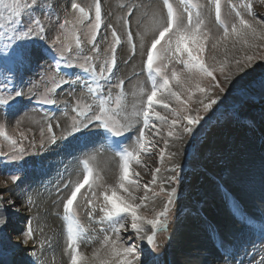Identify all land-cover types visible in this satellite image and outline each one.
Instances as JSON below:
<instances>
[{"label": "snow or ice", "instance_id": "obj_1", "mask_svg": "<svg viewBox=\"0 0 264 264\" xmlns=\"http://www.w3.org/2000/svg\"><path fill=\"white\" fill-rule=\"evenodd\" d=\"M208 2L220 29L215 36L206 27V20L201 13L202 5L198 0H181L184 5L183 14L177 12L171 0H162L163 14L153 13L144 33L137 31L135 37L131 31V16L135 8L129 7L122 18L127 40L133 56L136 54L135 41L137 38L140 40L142 55L146 57L143 62L144 69L150 84V87L143 83L134 86L131 95L138 99L129 106L128 93L124 90L125 81L112 83L117 67V51L122 44L119 33L112 25H108L112 43L105 49L103 57L97 43L99 31L103 26L102 0H92L87 6L72 0L71 18L67 15V10L63 20L57 16L59 32L50 41L44 21L51 22L54 8L52 3L48 0H0V66H3L5 73H10L16 65L23 67L30 63L35 42L47 41L55 53L52 57L54 66L49 74L42 77L45 84L43 92L39 95L32 93V96L36 97L38 104L55 105L57 101L53 96L57 90L64 85L76 84L83 80L80 85L81 96L76 98L71 108L74 113L70 118L71 124L62 138L75 139L76 134H82L94 127L102 130V138L108 140L120 158L115 185L105 186L103 191L96 190L102 178L94 168L95 155H89L80 162L82 178L69 181L63 185V189L57 190L66 192L65 196L60 197L63 207L60 218L64 225V253L68 256V264H160L159 257L152 256L151 252H145L136 244L121 242V230L127 231L129 228V225L122 221L130 219V229L135 238L141 244L146 242L151 250L155 251L158 248L157 234L167 231L166 217L176 189L172 188L167 192V202L161 210L154 211L152 217L141 214L140 210L146 206L147 193L152 191L150 184L156 182L160 168L152 170V180L143 185L145 195L137 202L138 198L134 193L141 185L135 178L139 173L134 172L132 165H142V157L147 155L151 148L156 147L155 138L158 135L164 145L159 152L162 162L170 144L169 138L182 140L185 135L191 136L197 125L205 119L201 113H208L213 105L220 101L228 86L233 84L234 78L240 73H245L257 61H264V15H258L253 10L252 0H242L240 4L228 0L235 16L231 23L222 17V0ZM259 2L264 4V0ZM241 8L245 9L246 15L241 12ZM82 26L88 30L90 54H85L79 35ZM148 31H151L152 38L146 46L144 35ZM209 46L213 50L212 55L207 54ZM217 53H221L222 58H218ZM61 62L65 67H78L90 79L79 75L74 80L65 79L59 74ZM172 63L181 67H172L169 70V64ZM101 81L107 82V92ZM9 82L10 77L6 75L0 85V106L15 109L16 99L25 94L15 88L9 91ZM113 88L117 89L115 95ZM158 108L167 114L157 110ZM43 119L49 120L47 116ZM23 120L22 117L16 121L14 135L9 133L5 124L0 123V140L7 142L11 149L10 152H0V156L15 161L25 153V141L34 146V140L27 134L30 129L20 128ZM141 122L142 127L139 128L134 149L120 147V141L113 140L124 137ZM162 129H167L163 135ZM46 131L50 134L48 141L54 144L57 138L50 122L46 123ZM40 135V146L43 147L45 127L40 128ZM175 155V152H169L168 158L171 159ZM178 167V164H172L166 170L175 173ZM168 179L175 181L176 177L173 175ZM11 181L16 183L18 177L11 176ZM82 189L85 191L82 192ZM160 191H164L162 186ZM158 194L152 192L153 196ZM78 195L84 196L91 209L87 213L90 221H96V201L102 198L99 207L102 216L99 222H107L108 228L115 235V239L105 235L100 247L94 249L91 256L79 250L81 241L87 238L88 229L78 216ZM14 203L12 199L7 200L9 206ZM28 203H32L31 198ZM3 207L4 196L0 192V208ZM6 224L7 219L0 215V230ZM146 226H150V229ZM33 239L34 233L29 220L23 243L27 244Z\"/></svg>", "mask_w": 264, "mask_h": 264}, {"label": "rangeland", "instance_id": "obj_2", "mask_svg": "<svg viewBox=\"0 0 264 264\" xmlns=\"http://www.w3.org/2000/svg\"><path fill=\"white\" fill-rule=\"evenodd\" d=\"M48 2L54 5L51 22L44 21L48 32V40L50 41L59 32L57 16H59L60 20H63L67 10V15L71 18L70 4L72 0H48ZM77 2L81 5L87 6L92 3V0H77ZM171 2L177 12L183 14L184 5L181 3V0H171ZM198 2L202 5L201 13L206 20V27L215 36L220 29L215 26L216 21L214 11H212V7L208 0H198ZM241 2L242 0H232V3L236 4H240ZM252 3L253 10L258 15H264V4H261L259 0H252ZM129 7L135 8V11L131 16V31L135 37L137 31L142 34L144 33L145 26L149 25V18L153 13L163 14V5L162 0H102L103 26L99 31L97 43L99 44L101 56L103 57L105 49H108L112 43L111 29L108 28V25H112L119 33L122 44L117 51V67L114 72L112 83L115 84L118 80L125 81L124 90L128 93L127 103L131 106L134 101L138 99V97L131 95L134 86L143 83L146 87H150V84L147 80V72L144 69L143 62L146 57L142 55L143 50L140 48V40L137 38L135 41L136 54L134 56L131 54L130 45L127 40V34L122 18L128 12ZM222 8L223 18L226 22L231 23L235 16L228 5V0H222ZM240 10L246 15L244 8H241ZM79 35L85 48V54H90L87 28L82 26ZM151 38L152 33L151 31H148L144 35L146 46L150 43ZM73 51H75L74 46ZM212 52L213 50L209 46L207 54L212 55ZM238 54L239 53L237 52L236 55ZM54 55L55 53L52 52L47 41H36L33 46V57L30 63L23 67L16 65L12 67L10 73H5L3 66H0V85H2L5 76L7 75L10 77L8 90L10 91L15 88L23 91L25 94L16 99L15 109L0 106V123L5 124L9 133L14 135L13 129L16 128V121L23 117L24 120L20 128L21 130L30 129L27 134L31 140H34V146L29 144L28 141L24 142L26 151L18 160L13 161L5 157L4 160L7 162L5 163L0 159V192H2L4 196V207L0 208V215L5 214L9 216L11 214L10 212L16 207L25 210L23 211L24 216H18L16 218L11 216L9 218L7 217V224L2 230H0V246L4 250L1 255H11L8 258L5 256L6 260L0 256V264H36L38 260L44 264H68V256L64 253L65 238H63L62 224L56 216L58 212L57 207L59 198L56 196L55 201H52V199L46 195L36 197L34 193L41 195L39 191L41 188L49 195H53V192L55 193L58 189H63V185L69 182L67 179L71 178L72 181H75L78 178H82L80 162L89 155H95V157L98 156L97 161L95 160L93 162L94 168L100 177L104 179L105 186L115 185L119 174L120 158L116 155V151L107 143L106 139L102 138V130L93 127L85 130L82 134H76L75 139L72 137H68L67 139L62 138L71 124L70 118L74 115V113L71 112V108L73 107L76 98L81 96L82 89L80 85L83 83V80L76 84L64 85L61 89L57 90L53 96L57 101L55 105L38 104L36 102V97L32 96V93H37V95H39L43 92L45 84L42 81V77L52 71L54 66L52 57ZM217 55L218 58H222L221 53H217ZM165 63H167V61H165ZM172 67L179 69L181 66L175 65L174 63L169 64V70H171ZM59 74L64 76L65 79L74 80L77 75L84 79H90L78 67H65L63 62H61ZM263 77L264 61H257L248 68L245 73H240L234 78L233 84L228 86L226 92L221 96L220 101H218L216 105H213V108L208 113H201L205 116V119L197 125L191 136L185 135L182 140L169 138L170 144L165 151V158L162 162L159 159V152L164 145L162 139L158 135L155 138L156 147L151 148L149 153L142 157L143 166L137 164L132 165L134 172L139 173V176L135 178L139 180L141 185L140 189L134 193L138 198L137 202H139L140 197L145 195L143 185L148 184L152 180V170L157 167L160 168V172L157 173L156 182L150 184L152 191L147 193L148 199L145 202L146 206L140 210L141 214L152 217L154 211L161 210L163 205L167 202V192L170 191L174 185L176 189L173 203L170 205L166 217V223L168 225L167 231L159 232V236L156 237L158 248L155 250L156 253H151L152 256L159 257L163 250L164 252L160 259L167 258V250L171 255V263L179 264L177 262L176 254L174 253V238L176 237L175 235L180 233L179 228L181 227L182 230H187L185 232L186 235L190 234L189 236L191 237L195 235L196 239L202 240V243L206 245L207 250L212 255V262L214 264H222L219 257L221 258L223 257V253H227L226 248L220 251L219 255H217L216 250L212 248L210 243L199 233L200 231L204 232V226L195 221L200 222L201 214L193 213L192 211H197V209H200L201 211L203 210L204 214H207L208 218L212 221L219 216L218 211L216 210L221 207L217 208L215 202L217 200H222V204H224V200L217 196L216 182L210 179L205 173V170L208 173L214 174L227 186H233V184L236 183V180L233 178H227L226 170L230 164L226 155L228 153L236 152L238 147H240V150L254 152V161L264 177L263 158L261 154L256 152L255 145L252 143L253 140L254 144H257L256 139L254 137L246 138L243 145V143L240 142L241 140L237 138L241 134H244L247 127L237 124L231 126L227 119L230 117L228 116L229 109L237 112L240 111L243 115L246 113L247 108L252 106L258 107V110L260 109L259 113L264 119V86L259 88L260 92L258 91V86H255L261 83ZM101 83L105 85V92H107V82L101 81ZM34 85L35 87H33ZM112 91L113 95H115L117 89L113 88ZM255 93L262 95V99L258 102L249 100L250 98L248 97V94ZM193 107H196V105H193ZM157 110L167 114L163 109L158 108ZM65 113H67V115H65ZM45 116L49 118L48 121L43 119ZM213 116L218 118L213 121L215 125L211 128V126L208 125L212 123V120L206 122L205 120L207 117L212 118ZM261 117L256 115L255 119L258 120ZM35 121H39V123H35ZM47 122H50L53 125V131L57 138L54 144L50 143L47 139L50 135L46 131ZM157 123L159 124V121H157ZM57 124L60 126L56 127ZM204 124L206 127L208 126L207 134L205 135L206 141H204L205 144L200 140L197 146H195L196 140H192V136L196 131L197 134H199L200 131L198 130L203 127ZM260 125L264 126V121L259 123V126ZM41 127H45L43 147L40 146ZM140 127H142V122L137 124L136 127L124 137L118 138V140L125 147L129 148V150L134 149L136 146L135 139L139 134ZM166 131L167 129H162L161 135L166 133ZM250 131L251 133H256L255 128H251ZM261 142L263 143L258 145L259 149L262 148V150H264V141ZM190 144L195 148L203 145L202 148L206 147V154L202 153L199 162L195 160L192 167L186 169L181 165L185 163L188 154L189 160L192 159L191 156H196L195 151L191 153ZM2 147L7 151L11 150L10 145L7 142L0 140V150ZM169 152H175V157L169 159ZM35 161H38L39 163L44 161V163L46 162V166L43 164L39 168H34L37 167L33 165V162ZM172 164L179 165L175 173L166 170L170 168ZM10 175L18 177V181L13 184ZM173 175H175L176 180H169L168 177ZM261 180L263 181V179ZM100 184L101 183H98L97 185L96 190L98 192L101 191L99 188ZM5 185H7V188H5ZM161 186L164 189L163 192L160 191ZM202 188L208 189L209 191L211 190L214 193V198L211 200L212 197L208 196L210 201L202 199ZM83 191L85 190L82 189V192ZM153 191L159 194L153 196ZM65 195L66 192H64L63 196ZM238 197L243 199H254V194L250 192L243 193L242 191L238 193ZM29 198L32 200L31 204L28 203ZM8 199L15 201L13 206L7 204ZM175 200H178V203L175 202ZM82 201H86L84 196L78 195L76 208L80 221L85 227H88L89 224L93 223V221L89 220L87 215L88 211L91 209L88 207L87 201L84 204H82ZM100 202H102V198L100 199ZM96 206H98V203ZM224 210H226V208ZM17 211H19V208ZM27 214L30 215L26 216ZM252 215L256 216L257 214L252 213ZM94 216L96 217V221H94V225L88 229L87 234L95 233L96 236H100V244L105 235H109L112 239H115L114 233L99 222L102 214L97 210V207ZM211 216L214 218H211ZM225 216L231 217L227 211L225 212ZM29 220L31 221V228L35 236L33 240H30L25 244L23 243L24 238L20 239L21 237H24L23 235L20 236L21 230L13 232L11 228L16 230L20 227H28ZM122 222L127 223L129 228L127 231L121 230V242L124 244H136L143 248L145 252H151L150 247L146 242L141 244V242L135 238V234L131 232L130 219H126ZM233 223L235 222L231 220L229 226L230 231H235L241 227L240 225H237V223H235V225ZM146 227L150 229V226ZM101 229H106L107 231H101ZM57 235L59 236V245L62 250L59 255L57 243L55 242ZM164 237L167 239L166 242H162ZM169 238H171L172 241L171 247L169 246ZM192 240L197 243L193 238ZM227 240L228 235L222 234L218 239V243L222 247H225ZM49 244L51 246H49ZM100 244L88 247L89 242L86 238L81 241L79 250L83 254L91 256L93 250L99 248ZM198 252L201 251L197 248L196 250H186V254H190L194 257H200ZM33 253H35V255H33ZM11 257L13 258V261L10 260ZM50 260L55 262H51ZM166 262L165 259L163 264H166ZM160 264H162L161 261ZM204 264L211 263L208 262Z\"/></svg>", "mask_w": 264, "mask_h": 264}, {"label": "bare ground", "instance_id": "obj_3", "mask_svg": "<svg viewBox=\"0 0 264 264\" xmlns=\"http://www.w3.org/2000/svg\"><path fill=\"white\" fill-rule=\"evenodd\" d=\"M222 17H224L223 16V8H222ZM239 118H242V117H239ZM263 121H264V119L262 117L258 119V123H262ZM255 135H256V133H255ZM261 135H263V133H261ZM263 141H264V139H263ZM261 143H263V142H261ZM243 145H244V143H243ZM255 150H256V148H255ZM239 151H241V152H239ZM241 155H242V157H241ZM97 157L98 156H96V159H95L96 161H97ZM226 157L229 160V164H230L228 167L229 170H228V168L226 170L227 171V178L228 179L233 178L236 180V183L233 184V186L232 185L230 187L227 186L219 178H217L214 174L208 173L206 170H205V173L210 177V179H212V181L216 182V187H217V193L216 194H217V196L219 198H223V200H225L226 199L225 196L230 195L235 200L234 205L236 206V209L239 211L240 214L242 213L244 215L242 217L237 218L236 215H233L231 212L227 211L231 217H226L225 212L223 210L225 208L227 209L228 207L232 206V204H226V203L222 204V200H219V201L217 200L215 202V206L217 208L221 207V208H218L216 210V211H218L219 216L214 221H212L210 218L204 217V215H203L204 211L202 210L201 212L203 214L200 215L201 216L200 223H204L207 226V234L211 236V239L213 241L216 238H218L220 234L224 233V230H223V228H224L226 230V232H228V234L232 237L231 238L232 241L228 244V247L237 246V249H239L240 247H241V249H243L244 246H247V248L243 249V252L249 253V251H252L253 253L259 252L261 255H264V248L261 246H256V247L253 246L250 250V246L253 245V243H254L252 235L261 234V235H263V238H264V177L261 174V172L258 168V165L254 161V152L253 151L248 152L246 150H240V147H238L236 152L228 153L226 155ZM85 158H87V157H85ZM262 158H263L262 160L264 161V156H262ZM43 164H45V166H46V162L44 163V161L41 163H39L38 161L33 162V165L37 166L34 168H39ZM103 176H104V174H103ZM261 179H263V181ZM67 180L70 181L71 178H69ZM98 183H101L99 188L101 189V191H103V189L105 187L104 179L102 178ZM39 191H40L41 195L38 193H34V195L36 197H42L43 195L44 196L46 195L47 197H50L52 199V201H55V197L58 196V198H59L58 207H57L58 212H57L56 216L61 221L62 233H63V238H64V225H63V221L60 218L62 213H63L62 201H61L60 197L64 195V191H61V192L56 191L55 193L53 192V195H49L48 193H46L41 188L39 189ZM242 191H243V193L250 192V193L254 194V199H252V198H244V199L239 198L238 193H240ZM201 195H202V199H205L206 201H210L208 196L212 197L211 200L214 198V193L211 190L209 191L208 189L202 188ZM85 202L86 201H82V204H84ZM97 203H98L97 210L99 211V207L102 204V202H100V200H99V201H96V204ZM18 208H19V211H17ZM18 208L17 207L14 208V210H12L10 212L11 214L9 216L5 215V214L3 216L5 218H7V217L9 218L10 216L15 217V218L18 216H24L23 211H25V210H23V208H20V207H18ZM246 210L255 211L252 213L257 214L256 216H253L251 214V218L257 219V223H258L257 228L254 230L253 229L246 230L242 225H240L241 227H239L235 231L234 230L230 231L229 226L231 224V220H233L235 223H237V222L242 223L245 218L248 219V221L250 220V217H248ZM26 212H28V211H26ZM28 215H30V214H27L26 216H28ZM29 218H31V217H29ZM235 223H233V224L235 225ZM102 224L108 228L107 222H104ZM38 225L42 226L41 224H38ZM93 225H94V221H93V223L89 224L87 229L91 228V226H93ZM237 225H239V224H237ZM26 229H27V226H24V228H23L24 231L20 236H22V235L24 236ZM179 229H180V233L175 235L176 237L174 238V245H175L174 253L176 254L177 262L179 264H204V263H208V262L213 263L212 262V255L207 250L206 245L204 243H202V240L196 239L195 235H193V237L189 236L190 234L186 235L185 234V232L187 231L186 229L182 230L181 227ZM213 229H214V232H212ZM244 230H246V231H244ZM213 233H215V234H213ZM54 234H55V232H54ZM86 235H87V240L89 242L88 247H91V246L96 245V244H100V236H96L95 233H90V234L86 233ZM201 236L203 237V235H201ZM23 238L24 237H21L20 239H23ZM92 238H93V240H92ZM192 238L194 240H196L197 243H195L192 240ZM55 242L57 243L58 252H59L58 255H59V254H61L62 250H61V246L59 245V236L58 235L55 238ZM196 248L201 251V252H198L200 257H194L190 254H186V250H196ZM216 252L218 254L217 250H216ZM56 255H57V253H56ZM255 256H256V254H255ZM241 260L243 261V259H241ZM51 262H55V261H51ZM36 264H44V263H42L41 261L38 260L36 262ZM56 264H58V263H56ZM248 264H262V260L259 262V260L257 258L253 257L250 259Z\"/></svg>", "mask_w": 264, "mask_h": 264}]
</instances>
